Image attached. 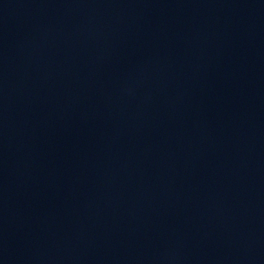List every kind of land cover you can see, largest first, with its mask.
I'll use <instances>...</instances> for the list:
<instances>
[{
	"label": "water",
	"instance_id": "1",
	"mask_svg": "<svg viewBox=\"0 0 264 264\" xmlns=\"http://www.w3.org/2000/svg\"><path fill=\"white\" fill-rule=\"evenodd\" d=\"M0 264H264V0H0Z\"/></svg>",
	"mask_w": 264,
	"mask_h": 264
}]
</instances>
